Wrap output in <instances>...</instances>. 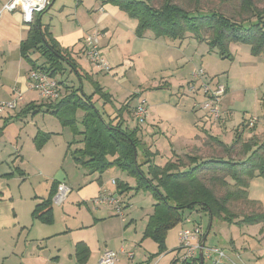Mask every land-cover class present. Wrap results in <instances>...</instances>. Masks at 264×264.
Instances as JSON below:
<instances>
[{
	"label": "trees",
	"instance_id": "1",
	"mask_svg": "<svg viewBox=\"0 0 264 264\" xmlns=\"http://www.w3.org/2000/svg\"><path fill=\"white\" fill-rule=\"evenodd\" d=\"M98 1L115 5L135 19L138 37L147 31L173 40L190 34L206 42L210 50L223 58L232 57L229 46L236 42L248 44L253 56L264 52V0H159L158 6H154L152 0ZM261 3L263 5L259 6ZM45 10L35 12L28 22L27 36L20 43L21 55L31 63L32 69L52 77L62 74L66 66L76 73L79 86L66 85L67 93L50 104V112L73 136H80L79 141L73 139L69 143H82V147L72 151L75 163L89 172L117 167L134 179V186L116 180L117 194L140 189L151 193L153 210L142 238L157 243L153 257L167 249V232L181 223L185 210L208 215L211 225L213 219L227 223H264V207L249 198L247 192L250 179L264 177V137L252 134L244 139L241 131H235L232 143L227 144L210 134L203 141L208 150L205 155L175 154L164 164H156L157 152H152L143 140L141 124L137 123L135 128L123 125V113L129 112L128 104L113 108L114 113H109L107 103L112 105L109 94L101 90L98 82L91 81L90 76L86 77L87 73L80 74L68 50L62 48L42 24L40 17ZM31 50L43 57L41 64L31 59ZM83 78L94 86L89 94L82 87ZM58 84L60 86L61 81ZM95 94L102 99L100 106L93 99ZM77 111L83 112L79 124ZM245 122L246 128L250 126ZM248 128L252 133L254 126ZM50 136V133L37 132L33 139L35 147L40 149ZM57 186V181H52L48 195L35 205L32 212L35 219L48 224L53 222L52 197ZM75 256L79 262L85 261L87 249L78 244Z\"/></svg>",
	"mask_w": 264,
	"mask_h": 264
},
{
	"label": "crops",
	"instance_id": "2",
	"mask_svg": "<svg viewBox=\"0 0 264 264\" xmlns=\"http://www.w3.org/2000/svg\"><path fill=\"white\" fill-rule=\"evenodd\" d=\"M7 1L8 0H0V6ZM51 1L52 2L49 7L40 17L41 22L43 25L48 27L53 38L60 44V46L68 50L70 56L76 62V66L78 67L80 74L83 75L84 73H87L84 75L86 77L90 76L91 81H95L93 79L94 73L92 71L85 70L80 61L81 55H84V36L87 32L94 30H98L100 32L99 47L101 54L104 55L105 59L112 68L111 74H115L114 78H117L116 76H120V78H117L118 81H124L126 74L129 73V70L133 67L135 68V65L139 69L143 68V70L148 67L145 60L141 62V59L143 60V58H151L153 56L142 55L139 51V47H142L141 50H144V47H147L148 43L144 39L146 38L144 36H147L148 33L144 34L142 37H138L135 34L137 21L128 16L125 12L119 10L117 6L109 3L101 4L98 0H74L73 3L71 0H68L71 2L70 4H68L65 0ZM56 3L57 5L54 7V4ZM28 29V22L24 21L22 15L18 11L12 13L3 12L0 15V98L3 100H11L15 98L17 92L21 93V98L17 100L16 108L13 109V111L7 110L0 114V118L3 117L2 126L4 128L8 124L11 125L10 123L14 120L13 118H21V116L25 117L27 114L34 115L36 113L43 112L54 116L50 112V104L54 101L60 100L67 93L68 89H66V85L76 86L73 79L69 78V75H67V71L69 73L73 72L74 75H76V73L72 71L69 66H66L62 74L54 77L58 81H63L64 83V85H61V88H59L55 99L42 100L38 93L37 95L34 93L35 90L30 88L29 82V72L32 69L31 63L21 55L20 51V43L26 38ZM31 53L34 54L31 55ZM29 55L37 64H41L44 61L38 51L31 50ZM233 56L234 55H232V57ZM154 61H157V59L151 61L153 65L155 64ZM194 80L193 78H190L185 81L192 91L195 92L196 90L193 88V84L191 85V83H195ZM84 83H86L85 89L87 91L92 92L94 90V86L91 83L89 84L86 81H84ZM99 86L103 92L109 94L114 109L128 104L129 110L135 106L134 101L138 98L144 97L143 95L146 94V97L150 96V93L148 92H152L157 89L156 87H152V85L146 87L144 86L145 88H141L140 85L141 89L137 88V91L131 92L127 89V87V90H125L124 87H121L118 89V92L122 89L124 92H120L122 95L120 103L115 104L112 101V97L114 98L113 93L109 92L110 90H105V86H101L100 84ZM82 87L84 89V85H82ZM176 90L177 93L183 95V92L180 89ZM171 93L173 92H170V94ZM23 95L30 96L24 101ZM133 97H135V100L132 101L131 104L130 99ZM182 97L183 96L180 98L182 99ZM186 97L189 98L183 99L189 101L190 109L183 106L176 112L182 115L179 121L186 122L189 127L190 133L187 132L184 139L189 140L190 142L192 141V144H186L182 148V151L186 153H194L199 148L198 144H200L202 133L205 137L210 135V133L208 134V132H202V130L207 128L206 124L204 125L202 123V128L199 126V124H201V119H203V111H192L191 109L193 106L192 99L196 96L190 92ZM93 99L96 103H98V106L101 105L102 99H99L97 94L93 96ZM262 99L263 101L261 103L259 102L261 105V112L255 117L258 118V120L257 124L255 126L253 125L254 129L252 133L249 132L250 128H248L251 127V125L246 128L247 124L245 125V121H247V119L245 118L230 127L232 110L225 108L227 109L224 112L226 114V121L221 128H216L217 132H225L224 137H218L219 140L230 144L229 142L232 139V136H229L228 132L230 130L231 132H234L232 129L236 130L238 126L239 130H237L242 132L243 137L244 134L246 138H249L252 134L261 137L264 134V119L262 118V115L264 114V97ZM145 102L147 105V117L145 124L147 125L148 119H155L153 116L149 115V108L151 105L149 106L146 100ZM179 102L180 99L177 103ZM159 103L162 108H159L155 116L156 118L158 117L157 119L167 116V111L169 112L171 109V107L166 104L167 102ZM108 111L110 113H114L112 112L113 110L108 109ZM78 112L80 113L78 115L79 124L83 112ZM191 112L196 113L195 115H192ZM125 114L127 113H123V118L125 117ZM190 119L193 120L192 123L188 121ZM57 121L60 124L58 119ZM154 122L157 121L155 120ZM47 125L48 122L46 121L42 124V127L45 128ZM60 126L62 125L60 124ZM3 127L0 128V134ZM62 128L65 127L62 126ZM79 129L81 130L80 125ZM37 132L43 131L39 128L36 132H34V130H30L29 132L35 151H42L45 148L46 150H50L51 147L48 143H50L53 136L57 135L59 137L61 133H64L62 130H59V132H45L50 133L51 136L40 149H37L33 141ZM71 134L72 138L68 141V143L73 141V139L79 141L80 136H73L72 132ZM17 135H20V133ZM71 145L75 146L73 150L82 147V143L77 142L70 145L68 144V150L71 149ZM18 157L19 160L14 159L12 162V165H14L12 170L10 169V171L7 172H0V264H98V259L103 251L109 249L118 252L117 260L114 264L174 263L179 254L177 249L179 225L167 232L165 237V246L167 249L153 257V255L157 252V243L152 239L151 240L154 243H146V241H143L145 238H142L148 216L152 213L153 208L152 210L146 208L145 215L144 212L136 214L137 216H140L141 214V218L139 219L141 221L143 220L141 232L139 235H136V233H138L137 228L133 226V224L136 223L135 214L130 215L131 208H127L128 202L123 201L125 200L123 199V196L127 192L117 194L116 185L111 183L112 179H120L128 182L130 185H133V178L127 177L120 170H115L114 167H111L103 172H89L80 167L84 173L77 183L74 180L78 178L74 174H72L71 178H69L70 175L61 173L57 178L50 180V183L48 182V179H45V189L41 190L39 189V185L41 184L40 182L25 184V175L27 174L29 167L26 165L25 160L21 157V155H18ZM72 160V162H75L73 158ZM76 166L79 165L76 163ZM54 180L57 181L58 185H66L67 188H69V191L59 203L54 201L57 190L52 197L53 222L54 205L58 206L65 216L69 215L64 210V208L68 207L69 204H73L75 206V210L78 206L84 207L86 205L85 207L88 211L86 217L87 219L77 223L75 226H71L69 221L67 219H63L62 216L61 220L64 224L63 229L59 232H55L57 230L54 229H47L46 227H43L52 224L53 222L49 224L43 223L32 216L35 205L41 202V200L48 195L51 182ZM111 185L114 187H111ZM12 186H14L15 194L12 191ZM108 192H112L114 195H117L122 202L123 216L115 213L113 205H110L107 199H104L101 202L96 201L98 197H103V195L105 196ZM71 194L72 196L69 198ZM61 212L58 210V214ZM71 219L74 220V218ZM131 232H133V234H131ZM58 239H61L62 242H59ZM78 244H82L85 249H87L86 260L83 262H79L75 256ZM111 245H113V247H111ZM120 249L123 251H120ZM129 253L132 255L129 256ZM187 264L200 263L191 261Z\"/></svg>",
	"mask_w": 264,
	"mask_h": 264
},
{
	"label": "rangeland",
	"instance_id": "3",
	"mask_svg": "<svg viewBox=\"0 0 264 264\" xmlns=\"http://www.w3.org/2000/svg\"><path fill=\"white\" fill-rule=\"evenodd\" d=\"M65 1L70 4L71 2L73 3L74 0H71V2L68 0ZM158 1L159 0H152V4L158 6ZM263 4L261 3L259 6H262ZM56 5L57 3L54 4V7ZM93 32H95V30L87 32L85 36ZM144 34H147V36H144L146 37L144 39L147 41L148 45L147 47H144V50H141L142 47H139V51L142 55H151L153 57H146L143 58V60L141 59V62L145 60L148 67L143 70V68L139 69L135 65V68L133 67L134 69L132 68L129 70V73L126 74L124 81H118L117 78H120V76L114 78L115 74L112 75L111 72L105 73V71H100L94 64L88 62L84 55H81L80 61L85 70L94 73L93 79L96 82L101 86H105V90H110L109 92L113 93L114 98L112 97V101L115 104L120 103L122 96L121 93L124 92L123 89L120 90L121 93L118 92V89L121 87H124L125 90L128 89L131 92H135L137 91V88L141 89L144 86L152 85V87L157 88L152 92H148L150 93V96L148 97H146V94L143 95L145 98H138L136 101H134L135 97L130 99L131 104L132 101H134L136 105L139 100L144 99L149 106L151 105L149 108V115L153 116L157 122H154L155 120H151L150 118L146 125L145 119L144 123L140 125V130L143 140L147 145H150L151 151L157 152L154 157V162L156 164L162 165L166 160L174 158L175 154L186 153L182 151V148L186 144H192V141L190 142L189 140L184 139L187 132H189V127L186 122L179 121L182 115L176 111L183 106L190 109L189 101L183 99H188L189 97L186 96L190 92L196 96L192 99V111L201 110V108L196 106L195 103L202 102L201 100L204 98L203 91L200 88L203 81L213 82L211 83L213 86L217 83H222L226 85V91L220 102L221 111L223 112L222 117L216 121L211 119L206 120L205 113L203 112V119H201V124H199V126L201 127L203 123L204 125H207L208 129H201L202 132H208V134L210 133L217 137H224L225 132H217L216 128H221L226 121V114L224 112L227 109L225 108L232 110L230 127L239 123L243 118L247 119V123L249 124L251 117H256V115L261 112L260 103L263 101L262 98L264 97V53L259 56H253L249 52L248 44L236 42L231 43L229 46V50L234 56L223 58L215 50H210L206 42H200L191 37L190 34H187L182 39L176 40L167 37L165 38L164 36L157 37L152 31H147ZM32 54L34 53H31V55ZM154 59H157L158 62L154 61L155 64L153 65L151 61ZM106 62L108 63L107 60ZM199 68H202L205 71L203 81L200 78L194 80L196 78L193 77V73ZM67 75H69V78L73 79L76 86H79L80 81L73 72L69 73L67 71ZM190 78H193L195 81V83H191L196 90L195 92L192 91L188 84H186L185 80ZM83 79L84 91L89 94L91 91L85 89L86 83H84V81L89 84L90 82L85 78ZM61 85L63 86L64 83L61 82L60 88ZM176 89H180L183 92V95L177 93ZM170 92L173 93L170 94ZM34 93L37 95L36 91H34ZM23 96L25 101L30 95ZM181 96H183L182 99L180 98ZM179 99L180 102L177 103ZM159 102H167L166 104L171 107L169 112L167 111V116L161 117V119L155 117L159 108H162ZM96 104L98 105V103ZM109 104L110 103H107V106L109 107L108 109L113 110V106L111 104L109 106ZM132 111L133 110L130 109L129 112L125 114L123 123L124 127H136L138 122L134 119ZM191 113L192 115H195L196 112ZM79 114L80 113L77 111V120ZM2 118H0V128L3 127ZM13 119L14 120L10 123L11 125L8 124L5 128H2L0 134V172H7L10 171V169L12 170L14 166L12 165L13 160H19L18 155H21V157L24 158L26 165L29 167V170L25 175V184L40 182L39 189L44 190V186H46L45 179H48V182L50 183V180L57 178L61 173L70 175L69 178L74 174L78 178L74 180L76 183L80 180L84 172L82 171V168H80V165L76 166V163L72 162L73 160L71 156L75 146L71 145V149L68 150V141L72 138L69 128H62L55 116L43 112L34 115L27 114L25 117L21 116V118ZM257 120L258 118H255L254 126L257 124ZM46 121L48 122V125L44 128L42 127V124ZM188 121L191 123L193 122L191 119ZM241 126L243 127L242 124ZM39 128H41L43 132H59V130H62L64 133H61L62 135L60 134L59 137L57 135L53 136L50 143H48L51 147L50 150H46L45 148L42 151H35L29 132L30 130L36 132ZM237 129L239 130V126ZM237 129L232 130L235 132L238 131ZM234 132H231V130L228 132L229 136H232L229 143H232ZM18 133H20V135H17ZM263 137L264 134L261 138ZM243 138L246 139L245 134ZM204 140L205 136L202 133L200 144H198L199 148L198 150L194 149L196 150L194 153L201 155L207 153V148L203 145ZM114 168L115 170L118 169L117 167ZM132 186H134V184ZM111 187L114 186L111 185ZM12 191L15 194L14 186H12ZM247 192L249 198L258 201L264 207V177L255 176L250 179L247 186ZM71 196L72 194L69 198H71ZM123 199H125L123 200L124 202H128L127 208H131L130 215L135 214L136 223H134L133 226L137 228L138 233H136V235H139L143 220L141 221L139 219L141 218V214L140 216H137L136 214L144 212L145 215L146 208L152 210V204L154 203L153 197L147 190L140 189L137 192L134 190L127 192L123 196ZM85 206H78L75 210V206L69 204L68 207L64 208L69 214L65 216V214L61 212V209L54 205V222L49 225L43 224L46 225L43 227L54 229L57 230L55 232H59L63 229L64 224L61 220L62 216L63 219L69 221L71 226H75L77 223L87 219L88 211ZM58 210L61 212L60 214H58ZM184 214L185 217L190 216L191 220L200 221L203 229L206 231L209 222L208 215L189 210H185ZM71 218H74V220ZM131 234H133V232H131ZM58 241L62 242L61 239H58ZM143 241H146V243H154L150 238H145ZM205 245L219 246L223 248L226 254L235 262L242 260L246 264H255V262L256 264H264V223L244 224L237 223L236 221L227 223L226 221L213 219L211 228L206 236ZM111 247H113V245H111ZM181 254L182 253L180 252L177 257ZM203 264H211V260L204 258Z\"/></svg>",
	"mask_w": 264,
	"mask_h": 264
},
{
	"label": "built area",
	"instance_id": "4",
	"mask_svg": "<svg viewBox=\"0 0 264 264\" xmlns=\"http://www.w3.org/2000/svg\"><path fill=\"white\" fill-rule=\"evenodd\" d=\"M51 0H8L0 6V15L3 12H16L18 11L25 22H30L33 19L34 13L47 9ZM100 32L97 30L91 34L84 36V49L83 54L85 59L94 64L100 71L111 72L112 68L108 65L99 47ZM205 71L199 68L193 73L194 78L204 79ZM30 88L35 90L40 98L52 100L57 97L59 91V84L57 79L50 76L48 73L31 69L29 72ZM213 82L201 83V89L204 94L202 102L195 103L196 106L201 108L205 113L206 120H217L222 117L221 111V98L225 94L226 85L217 83L212 85ZM21 98V93L17 92L16 97L11 100H3L0 98V114L7 110H13L17 106V100ZM133 117L139 124H143L147 116V107L144 99L138 101L133 107ZM255 117L249 120V125H253ZM112 184L116 183L115 179L111 180ZM69 191L64 184H59L54 201L59 203ZM107 199L110 205H113L115 213L122 215V202L112 192H108L103 197H98L97 202ZM204 229L200 221L191 220L190 216H186L179 224L178 231V252L182 253L177 257L173 264H187L191 261L199 263L198 251L201 248V241L204 234ZM120 251H123L120 249ZM203 260L204 258L210 259L211 264H246L242 260L235 262L229 255L226 254L223 248L219 246H206L202 248ZM118 252L115 250H105L98 259V264H114L117 260ZM132 254L129 253V256ZM239 256V254H238Z\"/></svg>",
	"mask_w": 264,
	"mask_h": 264
},
{
	"label": "water",
	"instance_id": "5",
	"mask_svg": "<svg viewBox=\"0 0 264 264\" xmlns=\"http://www.w3.org/2000/svg\"><path fill=\"white\" fill-rule=\"evenodd\" d=\"M52 2V1H51ZM51 4V3H50ZM135 157H136V154H135ZM210 227H211V220L209 219V222H208V225H207V229L206 231L204 232L203 234V238H202V241H201V248L199 249L198 251V258H199V263L200 264H203L204 260H203V252H202V248L203 246L205 245V240H206V236L210 230Z\"/></svg>",
	"mask_w": 264,
	"mask_h": 264
}]
</instances>
